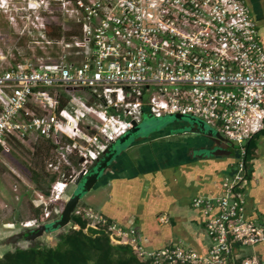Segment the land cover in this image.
<instances>
[{
  "label": "built area",
  "instance_id": "built-area-1",
  "mask_svg": "<svg viewBox=\"0 0 264 264\" xmlns=\"http://www.w3.org/2000/svg\"><path fill=\"white\" fill-rule=\"evenodd\" d=\"M55 1H62L65 12L78 22L79 39L45 40L46 45L59 47L61 55L55 61L42 59V66L27 59L10 64L8 53H0V164L11 143L30 144L32 138L49 141L60 157L46 165L60 176L43 202L44 213L20 227L30 229L55 219L47 211L48 204L59 203L74 178L133 123H139L143 113L154 118L179 114L203 121L238 153L233 173L224 178L220 193L191 200L192 208L205 219L210 241L206 254L176 245L146 249L133 228L123 230L79 204L74 213L87 221L86 226L108 233L111 243L129 245L138 259L151 264H229L233 244L240 248L264 244V221L243 217L244 145L264 130V50L244 3L74 0L71 6L70 0ZM65 49H71V56L64 55ZM80 92L100 98L99 103L112 111L120 100L123 119L114 121V114L104 109L99 114L102 128L86 135L77 127V116L71 117L68 107L59 108L61 93L67 105L69 100L75 105ZM64 155L74 156L68 160ZM75 157L78 170L69 181L60 169L71 168ZM241 264L264 261L253 256Z\"/></svg>",
  "mask_w": 264,
  "mask_h": 264
},
{
  "label": "crops",
  "instance_id": "crops-1",
  "mask_svg": "<svg viewBox=\"0 0 264 264\" xmlns=\"http://www.w3.org/2000/svg\"><path fill=\"white\" fill-rule=\"evenodd\" d=\"M260 2L261 17L256 30L264 50V0ZM255 142L254 155L246 163L243 217L261 223L264 221V130L257 134ZM222 147L229 153L222 151L216 155L215 145L195 134L139 142L113 160L106 175L82 202L123 230L133 228L146 249L176 245L206 254L210 241L205 219L192 208L191 200L218 195L224 178L233 173L236 153ZM185 208L191 214L185 213ZM245 250L249 257L264 261L263 243Z\"/></svg>",
  "mask_w": 264,
  "mask_h": 264
},
{
  "label": "rangeland",
  "instance_id": "rangeland-1",
  "mask_svg": "<svg viewBox=\"0 0 264 264\" xmlns=\"http://www.w3.org/2000/svg\"><path fill=\"white\" fill-rule=\"evenodd\" d=\"M73 1L70 0L71 6L73 5ZM78 26L76 19L69 13H66L64 8H62V1L0 0V53L1 55L8 53L7 62L10 64H16L27 59L33 62V65L39 63L42 66L44 64L41 61L42 59L45 61L47 57H50V60L55 61L61 55L59 47L46 45L45 40L48 38L45 36V32L49 35L50 33L55 34L56 27H59L62 29V33L71 34L69 37H66V35L63 36V39L69 42L72 38H80ZM42 34H44V37ZM64 55H67V57L71 56V49H65ZM73 60L77 62L79 59L75 57ZM98 99L100 98H95L88 93L80 92V94L78 93V101L74 103L75 105L69 104V100L66 106L68 107L67 110L71 112V117L77 116V127L86 135L96 134L102 128L103 122L99 114L103 113L105 108L99 103ZM113 99L118 100L116 96ZM123 104L119 100V102L115 103L113 111L110 107L105 109L107 111L106 114H114V121H117L120 117L123 119L121 107ZM28 107L31 110H35L36 108L33 103H29ZM161 122H163L162 125L168 124L166 126L168 127L167 129L172 130L176 128V124L170 118H165L155 123L151 118L144 116L141 121L146 130L152 129L153 126ZM107 125L110 124L107 123ZM177 131L179 130H174V133H177ZM182 133L175 135H181ZM183 134L189 133L186 132ZM158 137L163 138L164 136L157 135L153 139ZM35 142V138H32L30 144L13 142L8 147V155L2 158L3 161L0 164V232H10L13 228L19 227V224L31 221L34 215V208L39 210L41 216L44 213V206L42 205L46 199V196L44 197L43 194L46 188L45 186L32 183L26 173V170L34 167L32 152L38 144V142ZM77 143L82 146L81 142ZM230 152L233 153L235 150L230 149ZM64 156L69 160L74 155ZM231 156L233 155L231 154ZM49 157L50 159L48 161L51 162H56L57 157L60 159L56 150L51 152ZM62 167L60 169L61 173L69 181L75 177L78 164L72 165L70 163L71 168L67 167L69 171H62ZM74 190L75 187L69 185L67 192L60 200L62 203L60 210L56 208V203L48 204L47 211L51 213V217H57L60 214L65 200ZM82 201L83 199L80 201L79 207L88 208ZM184 212L191 214L189 208H185ZM56 235L57 231H53L52 234H46L37 239V242L21 243L14 247L25 248L33 245L53 247L56 243ZM14 247L9 245L0 246V257Z\"/></svg>",
  "mask_w": 264,
  "mask_h": 264
},
{
  "label": "trees",
  "instance_id": "trees-1",
  "mask_svg": "<svg viewBox=\"0 0 264 264\" xmlns=\"http://www.w3.org/2000/svg\"><path fill=\"white\" fill-rule=\"evenodd\" d=\"M78 28L80 31L81 27L78 26ZM65 35L66 37L71 36L70 33H62V29L59 27H56L55 34L50 33L49 35L45 32V36L49 41L59 40ZM61 96L59 108H64L67 100L63 93H61ZM256 136H253L244 145L246 163L254 155ZM65 140L70 143L68 139ZM53 149L54 146L49 141H39L32 152L34 167L26 170L27 176L32 183L45 186L44 196L49 195L51 185L60 176L46 168L50 159L49 155ZM234 150L236 162L238 153L236 148ZM72 164H77L76 157L73 158ZM64 170L69 171V168L62 167V171ZM246 177L248 178V170ZM61 205V202L57 203L56 208L60 210ZM33 212V218L37 219L41 216L38 209L34 208ZM52 218H55V216ZM70 222V228L57 233L55 237L56 243L53 247L45 245H33L25 248L16 247L0 257V264H151L148 260L138 259L129 245L111 243L108 233L102 236H87L84 233L87 221L81 215L73 213ZM245 249L233 244L229 264H241L245 258H249Z\"/></svg>",
  "mask_w": 264,
  "mask_h": 264
},
{
  "label": "water",
  "instance_id": "water-1",
  "mask_svg": "<svg viewBox=\"0 0 264 264\" xmlns=\"http://www.w3.org/2000/svg\"><path fill=\"white\" fill-rule=\"evenodd\" d=\"M144 116L151 118L155 123L164 120L165 118H170L173 120L174 124H176V128L172 130L167 129L168 127L166 126L168 124L162 125L163 122H161L160 124L153 126L152 129L146 130L141 123ZM141 121L136 124L133 123L132 128L111 142L102 155L84 173L81 172L74 178L72 186L75 187V190L71 195H69L60 214L55 219L46 223H41L30 229L21 228L19 226L18 229L21 231V234H27L28 237L26 238L39 239L46 234H52L53 231L60 233L65 229L70 228L71 215L74 213V210L80 201L96 186L98 181L106 175L113 160L139 142L151 140L157 135L172 136L181 132H187L189 134L199 135L200 137L206 138L212 142L215 145V149L213 151L216 155H220L222 151L226 154L229 153L228 150H224L222 146H224V148L229 147L230 149H234V145L231 142L226 140L203 121L192 116L173 114L165 115L160 118H154L150 114L143 113ZM174 130L179 131L174 133ZM133 136L134 138H132ZM84 233L91 237L105 235L104 230L96 229L91 226H86ZM19 236L17 235V237ZM111 239L117 243L120 242L119 238L111 236Z\"/></svg>",
  "mask_w": 264,
  "mask_h": 264
},
{
  "label": "flooded vegetation",
  "instance_id": "flooded-vegetation-1",
  "mask_svg": "<svg viewBox=\"0 0 264 264\" xmlns=\"http://www.w3.org/2000/svg\"><path fill=\"white\" fill-rule=\"evenodd\" d=\"M244 5L247 7L250 16L256 26L257 29V23H258V19H260L261 14H260V8H261V2L260 0H241ZM258 34V33H257ZM53 219V218H52ZM21 231L17 228H13L12 231L8 232V231H3L0 232V246H4V245H9V246H16L17 244H21V243H33V242H37V239H32V238H26L28 237L27 234H21ZM17 235L19 237H17ZM16 248V247H14Z\"/></svg>",
  "mask_w": 264,
  "mask_h": 264
}]
</instances>
